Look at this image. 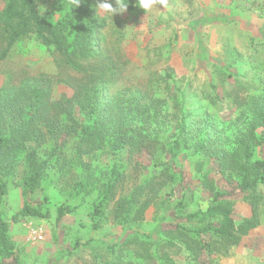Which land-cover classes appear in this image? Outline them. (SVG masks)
Returning <instances> with one entry per match:
<instances>
[{"label":"trees","instance_id":"obj_1","mask_svg":"<svg viewBox=\"0 0 264 264\" xmlns=\"http://www.w3.org/2000/svg\"><path fill=\"white\" fill-rule=\"evenodd\" d=\"M3 1L0 64L7 60L17 41L33 37L53 55L57 72L52 75L30 70L23 71L20 77L11 72L0 85V264H5L4 258H12L19 264V256L9 238L8 222L1 211L10 186L20 187L23 200L12 220L17 221L20 215L43 219L48 218L49 211L35 201L34 196L50 168L55 166L60 170L65 162H69V166L78 171L74 190L76 195L84 191L81 200L85 193L92 191L98 179L105 177L88 212L92 235L83 244L76 241L72 247L91 246L96 242L93 235L99 230L97 217L121 185L127 166L117 158L121 153L132 156L143 149L151 154L156 173L146 176L128 194L117 198L114 207V217L121 231L130 234L127 243L151 240V250L143 248L142 259L151 264H177L173 255L181 251L192 261L197 260L202 251L225 255L259 225L257 208L263 199L260 187L264 186V158L255 153L264 141V95L249 102V119L246 118L244 127L231 140L227 137L225 142L214 144L203 119L192 121L191 117L195 115L186 111L177 97L169 103L166 97L150 94L147 90L128 86L111 88L118 78L116 63L99 51L104 17L98 7L100 2L108 0H59L56 20L49 16L51 12L41 14L36 0ZM123 3L128 5L126 12L138 7L137 0H123ZM205 17L203 20L208 21L209 16ZM163 71L164 81L172 78L168 66ZM55 80L71 88L72 95L53 98ZM166 91L173 93L169 88ZM167 130L170 132L166 133ZM49 136L54 138L56 145L41 153ZM71 139L73 152L69 159H52L57 148ZM183 149L192 156L213 158L223 178L235 183L240 200L250 205L252 214L235 218L233 200L226 198L229 193L217 190L213 177L206 172L200 182L212 197L204 209L198 208L186 215L191 226L158 223L149 231L142 230L135 223L137 212L155 199L163 187L169 192L162 200V208L165 212L170 208L171 185L176 179L173 161ZM100 153L111 154L114 162L105 173L107 177L99 178L93 162ZM19 167L21 175L16 179ZM143 195H146L144 200L141 199ZM134 204L139 207L133 212L135 218L132 219L129 211ZM183 205L180 200L175 207ZM75 209L76 206L71 204L58 205L55 223L59 224ZM107 247L114 252L113 245ZM137 255L134 252L133 258L128 260L115 255L108 264H134Z\"/></svg>","mask_w":264,"mask_h":264},{"label":"rangeland","instance_id":"obj_2","mask_svg":"<svg viewBox=\"0 0 264 264\" xmlns=\"http://www.w3.org/2000/svg\"><path fill=\"white\" fill-rule=\"evenodd\" d=\"M107 2L116 6L115 0ZM59 3V0H36L38 11L41 14L51 12L49 16L53 20L59 17L56 11ZM3 5L4 1L0 0V9ZM98 12L104 17L99 51L116 63L118 72V78L111 85L113 90L124 86L147 90L150 94L166 97L169 103L177 97L186 111L195 115L191 117L192 121L203 119L214 144L225 142L227 137L231 140L244 127L249 119V102L258 95H264V0H167L166 6L157 3L148 10L138 6L132 12L113 14L98 7ZM205 16H209L208 21L203 20ZM167 66L172 70V78L164 81L161 75ZM30 70L52 75L57 72L53 55L33 37L17 41L7 60L0 64V85L9 73L20 77L23 71ZM56 80L53 98L70 97L72 89ZM166 88L173 93H168ZM262 135L264 137V130ZM55 145L54 138L49 136L41 153ZM71 152L72 139L57 148L51 158L68 160ZM255 154L264 158V141L256 148ZM98 155L93 162L95 171L100 174L99 178L107 177L105 173L114 158L109 153ZM117 159L127 166L121 185L97 217L99 230L93 235L96 242L91 246L72 247L76 241L83 244L92 235L88 212L105 177L98 179L92 191L85 193L81 200L84 191L76 195L74 190L78 171L73 170L69 162H65L60 170L55 166L50 168L34 196L35 201L49 211L48 218L43 219L20 215L17 221H13L12 216L21 209L23 200L20 187L10 186L4 195L1 211L8 222L9 238L19 256V264H108L115 255L128 260L133 258L134 252L138 254L134 264H151L141 255L144 249L151 250V240L145 242L140 238L141 242L127 243L130 234L121 231L114 217V207L117 198L128 194L146 176L156 173V168L147 149L132 156L121 153ZM173 172L176 179L171 185L170 208L167 212L162 208V200L168 197L169 192L167 187H163L155 199L137 212L135 223L142 230L149 231L158 223L191 226L192 222L186 215L195 209H204L212 197L200 182L206 172L213 177L217 190L229 193L226 198L233 200L235 218L252 214L250 205L240 200L235 183L223 178L213 158L192 156L183 149L174 158ZM20 173L21 167L16 179H20ZM260 191L263 199L257 208L259 225L243 236L227 254L210 255L202 251L197 260L192 261L181 251L173 255L176 263L264 264V186ZM145 198L146 195L141 197L142 200ZM180 200L184 205L176 208ZM62 204H71L76 209L56 224L55 208ZM138 207L139 204H134L129 211L132 219ZM107 245H113L114 252ZM2 261L15 264L12 258Z\"/></svg>","mask_w":264,"mask_h":264},{"label":"clouds","instance_id":"obj_3","mask_svg":"<svg viewBox=\"0 0 264 264\" xmlns=\"http://www.w3.org/2000/svg\"><path fill=\"white\" fill-rule=\"evenodd\" d=\"M138 6L143 10L150 9L154 4L159 3L162 6H166L167 0H137ZM115 7L108 2H100L99 7L105 11L111 13H119L127 10V4L123 3V0H115Z\"/></svg>","mask_w":264,"mask_h":264},{"label":"built area","instance_id":"obj_4","mask_svg":"<svg viewBox=\"0 0 264 264\" xmlns=\"http://www.w3.org/2000/svg\"><path fill=\"white\" fill-rule=\"evenodd\" d=\"M33 233H34L35 235L37 234L35 230H33ZM38 238H41V236L38 235Z\"/></svg>","mask_w":264,"mask_h":264}]
</instances>
